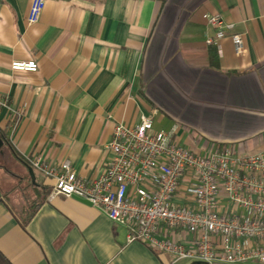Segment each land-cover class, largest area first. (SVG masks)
Instances as JSON below:
<instances>
[{
    "label": "crops",
    "instance_id": "1",
    "mask_svg": "<svg viewBox=\"0 0 264 264\" xmlns=\"http://www.w3.org/2000/svg\"><path fill=\"white\" fill-rule=\"evenodd\" d=\"M30 2L0 0V131L18 158L0 153L19 173L0 164L12 184L0 180V251L13 264H173L93 205L50 197L55 178L26 157L56 168L69 160L93 181L112 155L113 124L142 115L183 146L262 150L264 0H46L35 23ZM206 14L234 24L218 46L206 43ZM232 33L242 34L243 53ZM27 59L37 71L10 68ZM24 183L44 193L25 224Z\"/></svg>",
    "mask_w": 264,
    "mask_h": 264
},
{
    "label": "built area",
    "instance_id": "2",
    "mask_svg": "<svg viewBox=\"0 0 264 264\" xmlns=\"http://www.w3.org/2000/svg\"><path fill=\"white\" fill-rule=\"evenodd\" d=\"M45 2L31 0L29 23L38 21ZM205 19L213 29L206 43L214 46L234 27L218 14ZM229 37L236 52L243 53L242 34ZM10 68L34 72L38 64L13 60ZM13 112L19 118L23 109ZM106 148L112 155L90 182L76 175L69 160L59 168L39 156L26 160L55 178L50 197L89 201L127 228L128 241L171 254L173 264H264V148L241 152L230 146H183L173 140V131L154 129L152 115H142L135 125L115 122Z\"/></svg>",
    "mask_w": 264,
    "mask_h": 264
},
{
    "label": "trees",
    "instance_id": "3",
    "mask_svg": "<svg viewBox=\"0 0 264 264\" xmlns=\"http://www.w3.org/2000/svg\"><path fill=\"white\" fill-rule=\"evenodd\" d=\"M0 139L2 141V148H5L13 154L16 158V153L12 150V147L6 138V136L0 131ZM18 189L22 198V207L18 211V216L21 221L25 224L27 223L35 214L38 206L43 200L44 193L36 191L31 184H21ZM0 264H13L1 251H0ZM213 264H223V263H213Z\"/></svg>",
    "mask_w": 264,
    "mask_h": 264
},
{
    "label": "rangeland",
    "instance_id": "4",
    "mask_svg": "<svg viewBox=\"0 0 264 264\" xmlns=\"http://www.w3.org/2000/svg\"><path fill=\"white\" fill-rule=\"evenodd\" d=\"M10 159V158H9ZM9 159H8V156H7V154H6V152L4 153V154H1L0 153V164L1 165H4V166H7V168L9 169V170H14V172H13V174H17L18 172H17V170L14 168V166L12 165V164H10V162H9ZM11 161V160H10ZM13 162V161H12ZM14 163V162H13ZM19 174V173H18ZM0 175H4V173L2 172V170H0ZM3 183H5L6 185H12V184H10L11 182L9 181L8 182V180H6L3 176L1 177V179H0ZM20 205H21V203H19V202H17L16 203V207L17 208H19L20 207Z\"/></svg>",
    "mask_w": 264,
    "mask_h": 264
},
{
    "label": "water",
    "instance_id": "5",
    "mask_svg": "<svg viewBox=\"0 0 264 264\" xmlns=\"http://www.w3.org/2000/svg\"><path fill=\"white\" fill-rule=\"evenodd\" d=\"M1 146H2V141H1V139H0V147H1ZM30 173L32 174V171H31V170H30ZM76 198L79 199L80 201L84 202V203H87V204L91 205V203H90L89 201L85 200V199L78 198V197H76ZM190 264H207V263H205V262L195 261V262H192V263H190Z\"/></svg>",
    "mask_w": 264,
    "mask_h": 264
}]
</instances>
